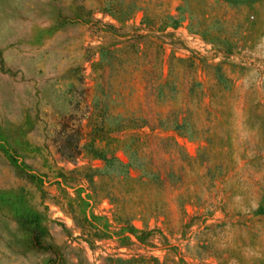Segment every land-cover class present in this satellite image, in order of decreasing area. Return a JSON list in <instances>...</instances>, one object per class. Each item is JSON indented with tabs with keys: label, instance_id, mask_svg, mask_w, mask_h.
<instances>
[{
	"label": "rangeland",
	"instance_id": "obj_1",
	"mask_svg": "<svg viewBox=\"0 0 264 264\" xmlns=\"http://www.w3.org/2000/svg\"><path fill=\"white\" fill-rule=\"evenodd\" d=\"M0 264H264V0H0Z\"/></svg>",
	"mask_w": 264,
	"mask_h": 264
},
{
	"label": "trees",
	"instance_id": "obj_2",
	"mask_svg": "<svg viewBox=\"0 0 264 264\" xmlns=\"http://www.w3.org/2000/svg\"><path fill=\"white\" fill-rule=\"evenodd\" d=\"M171 123H173L174 126H178L179 125V120L174 119ZM60 153H64V152L61 150Z\"/></svg>",
	"mask_w": 264,
	"mask_h": 264
}]
</instances>
